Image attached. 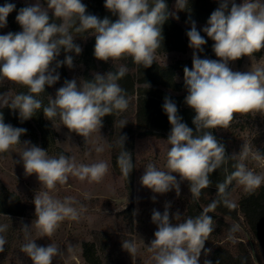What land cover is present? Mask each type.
<instances>
[{"label":"clouds","instance_id":"1","mask_svg":"<svg viewBox=\"0 0 264 264\" xmlns=\"http://www.w3.org/2000/svg\"><path fill=\"white\" fill-rule=\"evenodd\" d=\"M188 0H176L181 10ZM218 7L211 13L207 25L198 30L192 21L186 32L188 47L192 52V67L185 66L184 86L187 94L184 103L195 115L189 127L178 115L176 102L164 97L162 110L171 125L167 141V171L149 164L140 177V183L153 195L166 194L175 190L178 194L182 182L187 181L190 191L198 195L210 183L209 173L220 166L225 158V146L210 131L227 127L234 113L252 111L264 112V68L256 67L248 71H233L230 62L264 49V3L257 0H217ZM104 7L115 21L103 19L87 13L82 0H46V6L39 2L19 9L16 22L21 30L0 34V79H7L27 87L28 93L15 96L11 104L0 95V102L12 110H17L21 121L33 117L41 109L42 101L37 96L60 80L57 69L74 67V56L82 53L72 31L76 33L91 31L95 36L93 55L97 60L108 62L124 57H132L134 63L145 68L152 66L155 53L164 40L163 25L172 17L166 0H104ZM16 8L14 3L6 2L0 6V28L7 26L8 15ZM51 10V12L49 11ZM61 22L56 23L54 19ZM213 41L212 52L217 59L201 58L207 44L205 36ZM64 54L63 60L58 59ZM126 69L105 74L96 73L91 80L78 83L77 79H65L56 90L55 97L43 107L46 120L59 117L63 125L79 136L88 137L101 129L103 118L114 110H125L128 100L118 80ZM126 123L122 122V127ZM27 133L26 128L14 127L4 122L0 113V153L12 146L23 144L24 148L17 163H22L25 174L37 177L38 181L51 190L57 183L67 182L68 174L80 180L90 179L99 182L107 172L104 162L77 167L71 160L60 155L50 158L47 151L31 141H21ZM126 134L120 136L125 144ZM102 149H97L101 151ZM124 153L119 158L123 172L127 176L132 170L130 158ZM232 174L247 188L258 187L264 177L246 170L245 165H236ZM179 178V179H178ZM223 191L224 186H219ZM72 198L63 201L52 198L48 192L34 198L36 225L43 235L51 236L58 224L65 218L78 219V210ZM171 202L166 201L163 211L152 209L151 221L156 225L154 238L149 251L154 253L155 264H200L202 251L208 234L212 231V218L207 215L189 217L180 221L181 213L171 211ZM177 221V222H173ZM28 224H23L27 233ZM5 230L0 226V232ZM5 240L0 236V251ZM129 252L135 253V245L123 244ZM32 264H52L59 249L51 244L41 246L29 240L21 248ZM204 264H211L205 260Z\"/></svg>","mask_w":264,"mask_h":264},{"label":"rangeland","instance_id":"2","mask_svg":"<svg viewBox=\"0 0 264 264\" xmlns=\"http://www.w3.org/2000/svg\"><path fill=\"white\" fill-rule=\"evenodd\" d=\"M87 1L91 0H82L83 3ZM6 2L14 3L16 8L8 15L7 26L0 28V34L10 32L12 26L17 25L16 15L19 9L37 2L46 6L44 0H0V6ZM242 2L243 0H236L238 4ZM257 2L264 3V0ZM176 7V0H173L171 12L177 16ZM73 37L80 45L85 41L79 34ZM192 52L188 46L184 50L156 51L155 58L167 64L177 59H192ZM229 66L233 71L242 72L256 67L264 68V49L232 61ZM85 70L81 56H74V67H66L67 79L75 78L78 83H83L86 80ZM64 80L60 77L52 86L50 95L37 96L42 101V107L26 121H21L17 110L3 106L0 102V113L4 122L14 127L26 128L27 133L21 136V141L28 140L40 146L47 151L50 158L64 155L77 167L104 162L107 172L99 182L87 178L80 180L69 173L66 183H57L54 189L49 190L38 181L35 174H25L23 164L17 163L24 148L23 144L14 145L8 151L0 153V180L25 201L34 204L36 195L48 192L52 198L61 201L72 198L75 202L73 206L79 213L78 219L65 218L61 221L51 236L40 232L36 225V215L0 213V226L5 228L0 232L5 240L3 251H0V264H32L29 256L21 250L29 240L36 241L41 246L51 244L59 249L52 264H89L86 259L87 252L97 257L98 264H155L154 253L149 251L148 245L156 230V225L151 221L152 209L163 211L165 202L169 201L172 205L171 211L179 210L182 221L192 196L188 182L184 181L178 194L175 190L163 195L156 194L157 201L153 202L150 199L153 193L140 183V177L149 164L163 171L168 170L167 152L171 147L167 141L169 132L155 129L151 134L135 137L132 160L134 187L130 193L124 179V165L119 158L124 153H127L126 159L130 156L124 145L120 144V136L126 134L123 132L125 126L130 124L135 112L133 97H129L125 110L113 111L116 115L115 127L103 124L101 129L92 132L88 137H82L70 132L58 116L48 121L43 115V107L55 97L56 90L63 85ZM178 80H184V76H179ZM0 95L6 97L9 104L15 98V95L6 93L1 88ZM122 122L126 123L124 127ZM215 130L228 139L231 152L245 165L246 170L264 177V156L260 153L264 147V112L234 113L233 120L226 128L218 127ZM263 184L264 181L261 185ZM247 189L249 188L236 179L231 200L238 203ZM241 217L243 220V216ZM24 223L29 226L27 233L23 228ZM126 241L135 245V253L123 248ZM252 251L256 257V248L253 247ZM260 254L264 263V251H260Z\"/></svg>","mask_w":264,"mask_h":264},{"label":"trees","instance_id":"3","mask_svg":"<svg viewBox=\"0 0 264 264\" xmlns=\"http://www.w3.org/2000/svg\"><path fill=\"white\" fill-rule=\"evenodd\" d=\"M46 2V0H44ZM173 0H166L169 11H171ZM87 6V13L98 16L103 19L108 17L115 21L116 16L112 15L104 7V0H91L84 2ZM218 7L217 0H188L187 6L181 10L176 7L178 20L170 17L163 25L164 40L156 51L184 50L188 46L187 30L191 22L195 21L198 30H202L207 25L211 13ZM54 22L60 23L59 19L53 18ZM188 25H184V24ZM20 25L12 26L11 32L20 31ZM81 35L85 39L82 41L81 59L86 66L85 79L91 80L96 73L105 74L107 72H118L121 67L126 69L125 75L118 80L119 85L124 89L126 99L132 98L136 104L135 112L131 117L129 125L125 126L123 132L127 139L124 148L130 153V162L132 170L129 175H125L126 188L130 193L134 187V167L133 151L134 140L136 136H146L152 133V130H164L170 132L171 125L168 122L166 114L162 110V104L165 96L173 99L178 107V115L187 123L189 127H194L192 120L194 111L184 103V97L187 94L184 80L179 81V76H184L183 68L192 67V59H177L170 63H162L156 58L151 67L145 68L143 65L134 63L132 57H124L118 60H109L108 62L97 60L93 55L95 36L91 31L76 33L72 35ZM201 35L207 39L204 45V51L200 53L201 58L216 59L212 52L211 39L201 31ZM64 54L58 58L63 60ZM60 77L67 79L66 66L57 69ZM0 88L13 95L28 93L27 87L21 86L7 79H0ZM52 87H46V91L40 93L43 96L50 95ZM135 96L137 99L135 100ZM116 115L103 118V124L115 127ZM210 131L216 139L225 146V158L218 168L209 173L208 186L202 188L198 195L193 194L188 205L184 219L207 215L212 218V231L208 234L205 242V249L202 251L200 264L205 260L211 261V264H264L260 251H264V184L255 188H249L243 192L238 203L231 200V191L235 187L237 178L232 174L237 170L236 165L239 160L231 152L228 139L219 135L215 129H205ZM121 144V143H120ZM260 153L264 156V147ZM189 185V183H188ZM223 185V191L219 186ZM190 187V186H189ZM0 213L10 215H35V206L33 203L25 201L19 194L12 191L0 180ZM243 216V220L241 219ZM253 247L256 248V257L253 255ZM86 259L89 264H98L97 257L86 253Z\"/></svg>","mask_w":264,"mask_h":264}]
</instances>
